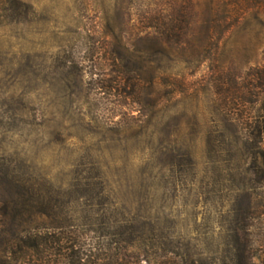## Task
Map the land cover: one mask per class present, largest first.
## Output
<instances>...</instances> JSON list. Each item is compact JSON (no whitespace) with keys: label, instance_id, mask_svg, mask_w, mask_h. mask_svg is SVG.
I'll list each match as a JSON object with an SVG mask.
<instances>
[{"label":"rangeland","instance_id":"1","mask_svg":"<svg viewBox=\"0 0 264 264\" xmlns=\"http://www.w3.org/2000/svg\"><path fill=\"white\" fill-rule=\"evenodd\" d=\"M15 1L0 264H264V16L211 36L240 0Z\"/></svg>","mask_w":264,"mask_h":264},{"label":"trees","instance_id":"2","mask_svg":"<svg viewBox=\"0 0 264 264\" xmlns=\"http://www.w3.org/2000/svg\"><path fill=\"white\" fill-rule=\"evenodd\" d=\"M5 1L9 2V4L17 5L18 3L14 0H0V11H3L5 7ZM219 1V0H216ZM237 2H239L237 0ZM223 13L227 16V20L224 24L225 32L232 29L235 24L239 23L240 21L244 20L250 13H255L259 16H264V0H240V3L237 5H214L210 10V22L207 26V32L213 36L216 31V19L217 17ZM15 18H18L17 16ZM64 232V231H62ZM33 239L34 241L29 239L28 242V249L31 251L32 254H29L28 257H35L36 253L40 251V247L42 245H46L51 243V246H59L61 258H65L64 261H73L81 258V255L78 250L76 249V241L71 238H64L59 236L56 239H46L45 236L41 238V242H39V237L35 236ZM34 254V255H33ZM27 255V254H26ZM237 264H253L250 261H242L239 260Z\"/></svg>","mask_w":264,"mask_h":264}]
</instances>
